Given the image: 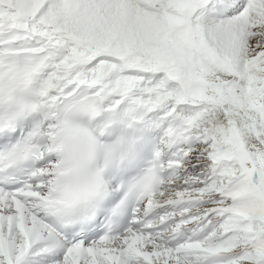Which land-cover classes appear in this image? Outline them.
Returning <instances> with one entry per match:
<instances>
[{
    "label": "snow or ice",
    "instance_id": "obj_1",
    "mask_svg": "<svg viewBox=\"0 0 264 264\" xmlns=\"http://www.w3.org/2000/svg\"><path fill=\"white\" fill-rule=\"evenodd\" d=\"M0 264H264V0H0Z\"/></svg>",
    "mask_w": 264,
    "mask_h": 264
}]
</instances>
